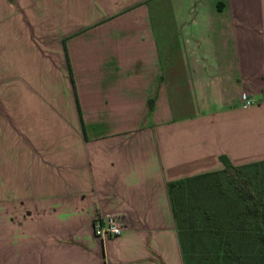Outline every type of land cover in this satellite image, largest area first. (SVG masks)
<instances>
[{
	"label": "crops",
	"instance_id": "0c3cea01",
	"mask_svg": "<svg viewBox=\"0 0 264 264\" xmlns=\"http://www.w3.org/2000/svg\"><path fill=\"white\" fill-rule=\"evenodd\" d=\"M0 53V264H184L167 182L264 160V0H0Z\"/></svg>",
	"mask_w": 264,
	"mask_h": 264
},
{
	"label": "trees",
	"instance_id": "16d2710c",
	"mask_svg": "<svg viewBox=\"0 0 264 264\" xmlns=\"http://www.w3.org/2000/svg\"><path fill=\"white\" fill-rule=\"evenodd\" d=\"M220 159L224 164L221 170L167 182L183 262L264 264V196L252 186L250 178L235 177L243 167L264 160L236 166L226 156ZM221 173L229 179L237 199L228 197L226 203L219 204L221 208L210 207L208 198L201 201L200 196L214 193L209 179ZM197 209H201L200 217L195 215Z\"/></svg>",
	"mask_w": 264,
	"mask_h": 264
},
{
	"label": "rangeland",
	"instance_id": "374dc122",
	"mask_svg": "<svg viewBox=\"0 0 264 264\" xmlns=\"http://www.w3.org/2000/svg\"><path fill=\"white\" fill-rule=\"evenodd\" d=\"M0 59L2 60L1 53ZM0 60V62H1ZM235 177L239 179L241 176H246L250 178L252 186L256 188V191L264 196V162H259L257 164H253L250 166L243 167L238 172L235 173ZM210 183L213 187V194L212 195H202L200 196L201 201H204L208 198V204L210 207L215 208V205L219 206V204L226 203V199L235 198L237 199L236 195L232 192V185L229 184V179L225 176V174H218L212 176L210 179ZM233 193V194H232ZM221 208V206H219ZM202 208V207H201ZM226 209V208H225ZM201 212V209H197L195 211V215L198 217ZM202 222L200 219L197 221V224L200 225ZM200 247V246H199Z\"/></svg>",
	"mask_w": 264,
	"mask_h": 264
},
{
	"label": "built area",
	"instance_id": "2783aa9c",
	"mask_svg": "<svg viewBox=\"0 0 264 264\" xmlns=\"http://www.w3.org/2000/svg\"><path fill=\"white\" fill-rule=\"evenodd\" d=\"M252 102L246 100V105ZM94 233L101 238L115 237L122 232V217L117 214L97 216L93 223Z\"/></svg>",
	"mask_w": 264,
	"mask_h": 264
}]
</instances>
